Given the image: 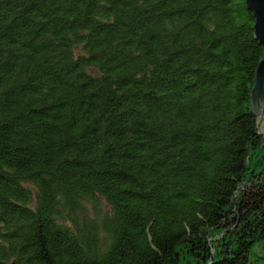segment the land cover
Masks as SVG:
<instances>
[{"label":"trees","instance_id":"obj_1","mask_svg":"<svg viewBox=\"0 0 264 264\" xmlns=\"http://www.w3.org/2000/svg\"><path fill=\"white\" fill-rule=\"evenodd\" d=\"M253 25L244 0H0V264H258Z\"/></svg>","mask_w":264,"mask_h":264},{"label":"water","instance_id":"obj_2","mask_svg":"<svg viewBox=\"0 0 264 264\" xmlns=\"http://www.w3.org/2000/svg\"><path fill=\"white\" fill-rule=\"evenodd\" d=\"M247 10L252 14L254 38L262 49V59L259 61L250 92L251 114L256 119L257 137L262 136L264 144V0H244Z\"/></svg>","mask_w":264,"mask_h":264},{"label":"rangeland","instance_id":"obj_3","mask_svg":"<svg viewBox=\"0 0 264 264\" xmlns=\"http://www.w3.org/2000/svg\"><path fill=\"white\" fill-rule=\"evenodd\" d=\"M264 240L257 243L250 251V254L248 255V261L253 262L256 261L258 264H262L264 262ZM262 260H261V259Z\"/></svg>","mask_w":264,"mask_h":264}]
</instances>
